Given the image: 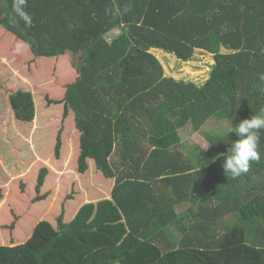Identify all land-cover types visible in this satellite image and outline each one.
Here are the masks:
<instances>
[{"label":"trees","instance_id":"trees-1","mask_svg":"<svg viewBox=\"0 0 264 264\" xmlns=\"http://www.w3.org/2000/svg\"><path fill=\"white\" fill-rule=\"evenodd\" d=\"M26 11L30 27L0 0L3 32L34 56L71 53L74 78L54 102L73 115L77 172L91 158L114 184L110 198L83 202L72 177L57 217L39 216L24 241L0 244V264H264V130L248 172L222 168L238 139L231 129L264 110V0H27ZM151 49L180 61L200 49L213 63L201 82L176 79ZM19 100L32 120L31 92ZM185 127L209 148L185 153ZM47 173L33 177L32 201L56 197L40 194Z\"/></svg>","mask_w":264,"mask_h":264},{"label":"rangeland","instance_id":"rangeland-1","mask_svg":"<svg viewBox=\"0 0 264 264\" xmlns=\"http://www.w3.org/2000/svg\"><path fill=\"white\" fill-rule=\"evenodd\" d=\"M118 32L119 29L114 28L109 31L108 34L106 33L105 36H109L112 39L118 34ZM14 38L15 37L6 30L3 32V29L0 26V107L2 110L0 113V119L7 115H9V117L14 115V109L12 107H15L17 104L16 98L19 99L20 92L30 91L32 99L34 98V117L29 121L24 115H20L21 113L18 108L16 110L18 126L20 123L24 124V126L32 125V129L34 128L35 132H38L36 139L33 140V142L36 143L38 137L40 145H50V148L48 150L42 148L40 149L41 151H38L35 144H32L31 141H26L28 144L26 147L23 138H18L12 134L10 135L8 132L4 133V143L0 144V177H9V173L16 172V170L20 171V169L23 168L25 169L26 163L29 164L30 162H33L29 171L26 169L13 176L36 177L38 168L45 166L48 169L47 174H55L62 178V184L64 181L62 186H58V188L55 186L49 187V189H53V191L58 194H56V197L48 196L47 198H43V200L37 201L39 205L37 212H44L45 208H48L47 205L50 203L55 204V207L53 206L50 210L51 214H31V223L33 221L35 222L39 216L45 217L42 216L44 214H50L49 219L53 220L54 217H57L58 215L54 213L60 211L59 200L62 201L61 198L69 191L71 192L70 185L74 182L71 181L73 169L77 172L78 167L77 158L79 149L75 150L78 138L75 135L77 131L74 130L72 112L68 111V115L66 117L63 116V104L61 102H54L61 100L63 95H58V93L63 90L65 84L69 83L74 78L75 71L71 66V60L73 57L69 51L57 57L34 56L31 54L28 47L21 48L17 51V45L24 42ZM222 51H225V49H222ZM151 52L160 61L164 75L172 76L176 79H194L201 82L202 79L208 75L210 69L209 66L213 63L212 55L200 49H196L192 59L188 61H180L172 54L158 49H151ZM33 93L35 94V97H33ZM7 107H11L13 112ZM4 110L6 111L4 112ZM5 124H8L7 120L5 121ZM213 125L214 122L211 121L210 126ZM61 128V139L63 138L62 140L66 143V147H62V151L60 148V155L56 158L53 155L56 142L55 136L56 133H58L57 131ZM211 128L215 130V127ZM3 129L4 128L1 127V130ZM5 130L8 131L7 128ZM218 130L222 131V128H219ZM179 133L182 137L181 145L185 153L189 152V146L191 147L194 144L204 149H208L210 146L205 140L202 132L192 131L189 127H185L180 129ZM27 136L30 137L31 133ZM27 152H29V154ZM49 153L53 155V157H50V160L55 163V166H53L48 159L49 157L47 155ZM35 154L38 155L40 159L36 158ZM29 157H31L32 160L29 161ZM88 160L92 159L87 158V164ZM61 162L63 163V165H61V167H64L63 170L58 168L60 167ZM92 168L95 169L94 166ZM59 171L61 172L59 173ZM96 171L98 172V170ZM84 174L87 177V170ZM47 177L52 176L47 175ZM90 177H95L97 179V181L92 180V185H96V188L88 189V191L84 188L80 189L81 194L78 195V198L83 202L87 200L95 201L106 197V193L110 190L108 183L106 182L107 179L101 174V172L100 174L91 175ZM19 179L15 178L16 182H19ZM17 185H14V187H17ZM10 189H12V185ZM12 191H16L15 188L12 189ZM41 191L42 190L40 189V193ZM28 194L36 195L34 187H30V193ZM75 196L76 194L74 197ZM15 224H17V221H15ZM5 231L11 233L9 230ZM20 231L27 235L25 228H22Z\"/></svg>","mask_w":264,"mask_h":264},{"label":"crops","instance_id":"crops-1","mask_svg":"<svg viewBox=\"0 0 264 264\" xmlns=\"http://www.w3.org/2000/svg\"><path fill=\"white\" fill-rule=\"evenodd\" d=\"M63 91H64V88L61 92L58 93V95H62ZM33 97H35L34 93H33ZM16 99H17V104L15 107H12L14 109V112L11 110V107L10 108L7 107L9 110H11L14 113V115H11L10 117H9V115H7L6 117L0 119V144L4 143V139H5L4 133L8 132L10 135L12 134L18 138H23L25 140L26 147L28 145L26 141H31L32 144L33 143L35 144V147L38 151H41L40 149H42V148H45L46 150H48L50 148V145H44V146L40 145L39 141H38V137H37L36 143L33 142V140L36 139L38 132H35L34 128L32 129V125L24 126V124L20 123L18 126V121L16 120L17 119L16 110L19 108L20 113H21L20 115H22V116L24 115V113L21 109L20 100L18 98H16ZM4 108H6V107H4ZM5 111L6 110H4V112ZM1 112H2V110L0 107V113ZM6 120L8 121V124H5ZM1 127H3L4 129L1 130ZM6 128L8 129V131L5 130ZM59 130H61L60 131V141H61V147L60 148L62 151V147L63 148L66 147V143H64V140H62L63 138L61 139L62 128ZM74 130L76 131L75 126H74ZM29 133H31L30 137L27 136V135H29ZM56 135H57V133H56ZM75 135L78 138L77 132L75 133ZM55 138H56V136H55ZM78 149H79V142L77 140V146H76L75 150H78ZM27 150H28V148H27ZM27 153L29 154V152H27ZM53 155H54V153H53ZM53 155L51 153H49L47 156L49 157L48 158L49 161L53 164V166H55V163L50 160V157H53ZM59 155H60V150H59V154L56 158H58ZM35 157L40 159L39 156L36 154H35ZM30 160H32L31 157H29V161ZM62 162L60 163V167H58L61 170L64 169L63 166L61 167V165H63ZM32 163L33 162H30L29 164L26 163L25 169L23 168V169H20V171L16 170V172L9 173L10 174L9 177H0V187H1L2 192H3V197L0 200V244H4V243L5 244H7V243L12 244V243H20V242L24 241V237L26 238V234L24 232H21L20 230L22 228L23 229L25 228V231L27 232V235H28V230H30L34 225V223H33L34 221L32 222L33 224L31 223V220H32L31 214L40 213V212H37V209L39 206L37 203L38 200L32 201V199L35 195L28 194V193H30V187L33 188L35 186V183H36L35 179L33 177H14L13 176V175H17V174L21 173L23 170H26V169H27V171H29L31 169ZM88 165L89 166L87 168V177L85 176L84 173H78L74 169H73V174H72V177H74L77 180L78 187L80 189L84 188V189H86V191H88V189L96 188V185L95 186L92 185V180L97 181V179L95 177H90V176L91 175H97L98 173L100 174L99 171L97 172L95 169L92 168L94 166L92 160H88ZM38 170H39V168H38ZM2 172H3V170H2ZM60 172L61 171H59V173ZM47 175L52 176V177H47ZM47 175H46L45 181L43 183V186L41 187L42 191L40 194L46 193V195H47L49 187L55 186L56 188H58V185H55L53 183L54 182L57 183L60 177L55 175V174H51V173H49ZM54 176H56V177H54ZM15 178L16 179L21 178V179H19L20 180L19 182H16ZM106 179H107L106 182L108 183V187L111 190V187L114 184V178H106ZM21 183L24 185V192L20 190V184ZM11 185H12V189L15 188L16 191L13 192L12 189H10ZM14 185H17V187L16 186L14 187ZM110 190L108 193H106L105 198L109 197ZM48 196H46V197H48ZM51 209L52 208H50V207L45 208V211L43 213H51V211H50ZM15 221H17V224L14 225V228L8 229L7 226L11 223H14ZM5 230H9L11 233H7Z\"/></svg>","mask_w":264,"mask_h":264},{"label":"clouds","instance_id":"clouds-1","mask_svg":"<svg viewBox=\"0 0 264 264\" xmlns=\"http://www.w3.org/2000/svg\"><path fill=\"white\" fill-rule=\"evenodd\" d=\"M26 8L27 0H12V11L15 16L22 20L26 26L30 27L32 17L26 11ZM28 46L27 43L18 44L17 51ZM261 79L264 80V76H261ZM261 130H264V110L259 115L242 120L238 126L231 129V132H234L238 139L231 143V147L227 151L230 154L224 159L222 164L224 174L230 175L232 178H238L249 171L252 162H259L258 145L260 140L259 132ZM108 198H110V195Z\"/></svg>","mask_w":264,"mask_h":264}]
</instances>
